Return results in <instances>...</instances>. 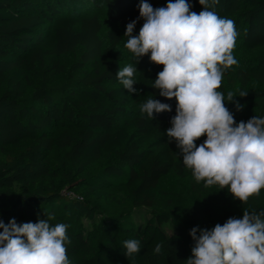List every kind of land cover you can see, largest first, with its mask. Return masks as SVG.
Here are the masks:
<instances>
[{"label":"trees","instance_id":"obj_1","mask_svg":"<svg viewBox=\"0 0 264 264\" xmlns=\"http://www.w3.org/2000/svg\"><path fill=\"white\" fill-rule=\"evenodd\" d=\"M142 2L0 0V220L64 223L70 264H186L192 228L264 211V189L242 203L227 188L205 187L169 142L177 101L152 87L163 66L150 54L136 65L125 47L126 25L136 20L138 35L144 23ZM146 2L158 8L169 0ZM209 10L233 20L237 32V63L218 89L226 107L237 123L264 117V0H220ZM130 64L138 69L133 93L116 78ZM152 98L172 110L149 119L140 109ZM140 208L152 213L141 231L130 221ZM131 239L141 251L129 260Z\"/></svg>","mask_w":264,"mask_h":264},{"label":"clouds","instance_id":"obj_2","mask_svg":"<svg viewBox=\"0 0 264 264\" xmlns=\"http://www.w3.org/2000/svg\"><path fill=\"white\" fill-rule=\"evenodd\" d=\"M220 0H199L203 10L191 11L188 0H169L165 7L153 8L146 0L138 6L144 23L133 35L136 20L126 25L125 47L134 54L136 65L149 55L163 70L152 85L159 94L177 101L176 115L166 130L169 142L176 141L183 164L205 187L219 185L232 197L246 203L264 189V117L253 116L237 123L225 105L221 87L224 72L237 63L233 49L235 23L209 10ZM131 64L119 69L116 78L129 93L138 92ZM248 92L241 91L245 97ZM232 92L227 101L234 102ZM236 110L243 105L235 101ZM171 106L148 99L141 113L154 119V113L170 112ZM202 136L206 140L197 146ZM264 211L243 210L242 218L231 217L211 230L198 226L190 230L194 241L186 264H264ZM7 224L0 220V264H70L65 246L67 225L50 220ZM199 233V234H198ZM157 244L154 254L161 252ZM124 254L130 260L141 251L136 239L124 241Z\"/></svg>","mask_w":264,"mask_h":264},{"label":"rangeland","instance_id":"obj_3","mask_svg":"<svg viewBox=\"0 0 264 264\" xmlns=\"http://www.w3.org/2000/svg\"><path fill=\"white\" fill-rule=\"evenodd\" d=\"M151 217L152 213L149 208H140L138 211L135 210L133 212V217L130 221L137 226L139 231H141ZM165 230L172 232L171 225H167Z\"/></svg>","mask_w":264,"mask_h":264}]
</instances>
